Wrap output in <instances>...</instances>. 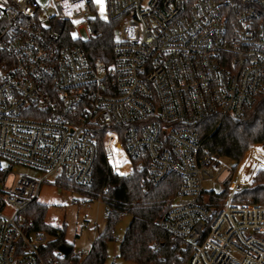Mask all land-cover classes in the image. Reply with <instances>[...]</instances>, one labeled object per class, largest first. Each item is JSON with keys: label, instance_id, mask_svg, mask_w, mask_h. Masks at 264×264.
<instances>
[{"label": "built area", "instance_id": "built-area-1", "mask_svg": "<svg viewBox=\"0 0 264 264\" xmlns=\"http://www.w3.org/2000/svg\"><path fill=\"white\" fill-rule=\"evenodd\" d=\"M102 2L53 0L47 14L40 0H0V158L9 161L0 164V264H55L41 253L52 236L20 214L52 175L91 184L100 151L115 170L124 159L126 176L180 177L156 225L190 249L186 264H264V204L234 198L261 160L241 180L245 158L227 168L187 126L242 118L264 92V0ZM98 19L119 21L106 65L82 48ZM17 164L38 173L16 174ZM225 170L229 193L217 206L203 181Z\"/></svg>", "mask_w": 264, "mask_h": 264}, {"label": "trees", "instance_id": "trees-1", "mask_svg": "<svg viewBox=\"0 0 264 264\" xmlns=\"http://www.w3.org/2000/svg\"><path fill=\"white\" fill-rule=\"evenodd\" d=\"M103 4L102 0H99ZM119 21L97 20V33L82 43V48L93 65H106L113 60V47ZM197 130L202 140V151H213L223 157L240 162L254 144H264V92L259 93L247 113L239 119L213 114L187 125ZM254 160H261L264 166V149L255 146L246 155L239 178L254 168ZM118 170V171H117ZM117 170L111 171L107 158L100 151L95 162L93 180L89 185H80L66 178L55 182L61 187H71L91 200L101 199L107 207V221L103 231L96 236L85 258L73 254L74 245L66 240V225L54 226L46 222L48 205L33 201L21 212L31 229L42 230L52 236L41 248L46 261L55 264H105L107 244L114 240L115 226L129 214L131 222L119 246V257L134 264H186L190 249L179 238H173L166 230L156 225L176 196L180 177L170 174L155 185L147 180L144 172L135 171L129 176H121L127 170L123 159ZM2 173L0 172V178ZM144 184V188H142ZM225 190L211 199L212 204L221 205L229 193ZM109 192H103V189ZM0 190V209L4 207ZM235 200L264 202V176L259 175L253 186L235 194ZM21 242V241H20ZM156 243L157 246H153ZM21 244V243H20ZM62 251L64 258L55 257Z\"/></svg>", "mask_w": 264, "mask_h": 264}, {"label": "rangeland", "instance_id": "rangeland-1", "mask_svg": "<svg viewBox=\"0 0 264 264\" xmlns=\"http://www.w3.org/2000/svg\"><path fill=\"white\" fill-rule=\"evenodd\" d=\"M40 2L43 5H50V8L46 12L47 14L55 13L53 0H40ZM75 23L79 24V20H76ZM255 146L264 148V144L252 145L244 155L243 159L246 157L251 148ZM117 157L119 160H122L121 155H118ZM222 162L229 169H233L236 165V163H233L227 157H223ZM1 163L8 165L9 161L4 158H0V164ZM108 166L111 171H115L109 162ZM15 173L33 176L38 172L33 168L17 164ZM127 174L129 173L126 172L121 175L126 176ZM254 174H256L255 179L247 187L253 186L259 175L264 176V168H259L257 172H254ZM229 177V171L225 170L224 173L217 178L214 177L205 179L203 181V188L205 192H223L226 187L225 182L229 179ZM103 192H109V190L104 188ZM37 201L48 205L46 222L60 227L66 225V240L74 245L75 250L88 254L96 236L105 228L107 221V207L105 203L101 199L91 200L71 187L61 188L55 182L54 175L50 176L42 184L37 196ZM262 204H264V202H262ZM85 217L87 220H84ZM130 222L131 216L126 214L116 224L114 240L109 241L107 244L108 256L105 264H112L113 262L116 264H134L119 257L120 242L124 237Z\"/></svg>", "mask_w": 264, "mask_h": 264}, {"label": "snow or ice", "instance_id": "snow-or-ice-1", "mask_svg": "<svg viewBox=\"0 0 264 264\" xmlns=\"http://www.w3.org/2000/svg\"><path fill=\"white\" fill-rule=\"evenodd\" d=\"M98 2H99V0H98Z\"/></svg>", "mask_w": 264, "mask_h": 264}]
</instances>
